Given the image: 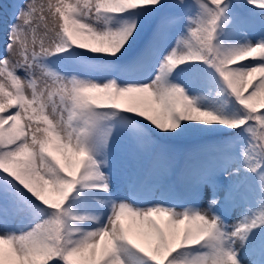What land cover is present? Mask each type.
Here are the masks:
<instances>
[{
    "label": "snow or ice",
    "instance_id": "6c2138e0",
    "mask_svg": "<svg viewBox=\"0 0 264 264\" xmlns=\"http://www.w3.org/2000/svg\"><path fill=\"white\" fill-rule=\"evenodd\" d=\"M3 8L0 264H264V0Z\"/></svg>",
    "mask_w": 264,
    "mask_h": 264
},
{
    "label": "rangeland",
    "instance_id": "374dc122",
    "mask_svg": "<svg viewBox=\"0 0 264 264\" xmlns=\"http://www.w3.org/2000/svg\"><path fill=\"white\" fill-rule=\"evenodd\" d=\"M20 0H0V3L4 4L3 8V15L5 19H11V13L13 11L12 4L13 3H19ZM85 42H88L87 40ZM100 198H103V194H100ZM153 219H156L158 223H161V220L159 218L153 217ZM124 223L126 227H130L132 232H138L139 231V226L138 224H134L130 219H125ZM141 239V237H140ZM143 245L147 246V238L144 237L141 241H139Z\"/></svg>",
    "mask_w": 264,
    "mask_h": 264
},
{
    "label": "bare ground",
    "instance_id": "6f19581e",
    "mask_svg": "<svg viewBox=\"0 0 264 264\" xmlns=\"http://www.w3.org/2000/svg\"><path fill=\"white\" fill-rule=\"evenodd\" d=\"M144 237H141L140 241L143 239Z\"/></svg>",
    "mask_w": 264,
    "mask_h": 264
}]
</instances>
